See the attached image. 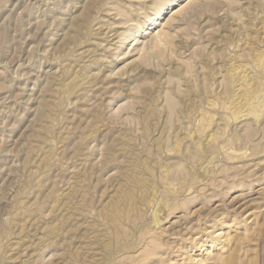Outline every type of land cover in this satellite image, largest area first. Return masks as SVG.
<instances>
[{"label": "rangeland", "instance_id": "rangeland-1", "mask_svg": "<svg viewBox=\"0 0 264 264\" xmlns=\"http://www.w3.org/2000/svg\"><path fill=\"white\" fill-rule=\"evenodd\" d=\"M262 58L264 0H0V264H264Z\"/></svg>", "mask_w": 264, "mask_h": 264}, {"label": "bare ground", "instance_id": "bare-ground-1", "mask_svg": "<svg viewBox=\"0 0 264 264\" xmlns=\"http://www.w3.org/2000/svg\"><path fill=\"white\" fill-rule=\"evenodd\" d=\"M162 12H163V10H160V11L156 14V16H155L156 18L154 17V21L157 20V19L161 16ZM150 23H151V24L153 23L152 20L150 21ZM140 27H141V26H140ZM141 31H142V30H141ZM161 33H162V32H161ZM157 35L160 36V33H157ZM126 37H127V36H126ZM161 38H162V37H161ZM134 39H135V38H134ZM160 43H161V41H160ZM258 56H259V55H258ZM259 57H260V56H259ZM257 61H260V60L257 59ZM260 62H261V61H260ZM260 62H259V63H260ZM263 62H264V61H263V58H262V62H261V64H262ZM259 63H258V64H259ZM252 64H253V62H252ZM255 65H256V64H255ZM262 65H263V64H262ZM262 65H261V66H262ZM238 68H240V67H238ZM235 72H236V71H235ZM236 74H237V73H236ZM242 74H243V73H242ZM242 74H241V75H242ZM233 75H234V74H233ZM235 76H236V75H235ZM235 76H234V77H235ZM242 76H243V75H242ZM242 76H241V77H242ZM243 77H244V76H243ZM232 78H233V77H232ZM243 79H244V78H243ZM243 79H241V80H243ZM241 80H238V81H241ZM247 80H248V79H247ZM235 82H236V81H235ZM236 86L238 87L239 85L237 84ZM240 86H241V85H240ZM232 87H233V86H232ZM243 87H244V86H243ZM235 88H236V87H235ZM245 91H246V90H245ZM237 93H238V92H237ZM217 94H218V93H217ZM235 94H236V93H235ZM209 102H210V101H209ZM262 102H263V101H262ZM213 103H214V102H213ZM213 103H211L212 106H213ZM252 104H255V103H252ZM193 105H194V103H193ZM193 105H192V106H193ZM219 105H220V104H219ZM260 105H261V104H260ZM263 105H264V104H263ZM263 105H262V106H263ZM205 106H206V105H205ZM258 107H259V106H258ZM208 108H209V107H208ZM259 108H262V107H259ZM259 108H258V109H259ZM254 109H256V107L253 106V107H252V111H253ZM258 109H256V113H257V112L259 113L260 110L262 111V109H259V111H257ZM250 110H251V109H250ZM263 110H264V109H263ZM199 112H200V111H199ZM254 112H255V111H254ZM254 112H252V113H254ZM262 112H264V111H262ZM262 112H261V113H262ZM258 113H257V114H258ZM196 114H197V113H196ZM254 114H255V113H254ZM257 114H255V116H256ZM257 116H259V114H258ZM202 119H203V117H202ZM200 123H201V122H200ZM188 125H189V124H188Z\"/></svg>", "mask_w": 264, "mask_h": 264}]
</instances>
